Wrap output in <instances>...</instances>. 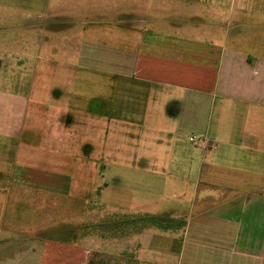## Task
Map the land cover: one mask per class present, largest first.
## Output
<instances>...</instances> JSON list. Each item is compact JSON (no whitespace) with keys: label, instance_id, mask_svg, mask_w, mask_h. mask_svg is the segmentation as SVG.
<instances>
[{"label":"crops","instance_id":"0c3cea01","mask_svg":"<svg viewBox=\"0 0 264 264\" xmlns=\"http://www.w3.org/2000/svg\"><path fill=\"white\" fill-rule=\"evenodd\" d=\"M13 2L4 6L19 14ZM118 3L107 14L128 29L125 40L133 47L106 52L89 40L103 32L95 20L101 12L94 4L77 9L84 23L89 19L77 36L81 61L105 62L111 75L135 87L111 91L110 101L95 98L92 111L83 110L81 92L51 95L34 82L38 61L53 62L39 55L52 42L42 35L49 29L42 17L63 16L62 10H43L36 0L40 8H28L29 35L9 39L0 27V194L13 164L35 151L40 124L47 141L58 136L70 148L85 115L95 127L106 118L147 128L161 121L174 130L161 189L176 201L158 214L170 224L137 233V256L149 264H264V0ZM183 15L201 20L183 21ZM170 16L180 20L172 24ZM136 23L146 26L137 29ZM61 39L60 51H76L70 37ZM192 137L204 142L196 145ZM178 222L179 228L170 227ZM24 224L7 228L0 216V264H88L101 252L94 247L101 238L79 235L69 242L60 234L31 235Z\"/></svg>","mask_w":264,"mask_h":264},{"label":"rangeland","instance_id":"374dc122","mask_svg":"<svg viewBox=\"0 0 264 264\" xmlns=\"http://www.w3.org/2000/svg\"><path fill=\"white\" fill-rule=\"evenodd\" d=\"M38 1L43 4V10L44 7L49 12L62 10L64 16L42 17L49 25L42 35L52 42L48 44L50 50L39 51V55L52 58L53 62L38 61L34 81L38 91L44 89L51 95L56 90L81 92L83 110L89 108L92 111L95 98L104 97L110 101L111 91L135 88L111 75L105 62H83L78 55L81 41L77 36L89 23V19L84 23V17L77 15V9L82 5L94 4L96 11L101 12L95 20L100 21L103 32L98 38L89 39L92 43L101 45L103 52L120 44L133 47L125 40L128 29L117 25L113 21L116 17L107 14L110 8L120 6L118 0ZM134 1L137 3L138 0ZM17 2L22 8L19 14L4 6V3L14 4L13 0H0V27L9 32V39L16 34L20 37L29 35L33 17L28 8H40L38 4L33 6L36 0ZM61 6L64 8H59ZM187 17L183 15L181 20H201ZM170 18L168 21L172 24L180 20L175 16ZM168 21L164 25H170ZM180 23L188 27L184 22ZM145 26L136 23L134 27L142 29ZM202 26L199 23L197 28ZM67 36L70 37L71 51L76 49L70 55L60 51L63 45L61 38ZM67 101L71 102L72 98L67 97ZM84 118L83 126L70 138V143H73L70 148L61 146L58 136L47 141L40 124L31 144L35 151L28 155L29 160L13 164L12 175L1 189V220L8 224L7 228L24 221L23 226L27 225L31 235L40 232L60 234L64 241L69 242L79 235L101 238L95 242L96 245L90 242L101 252L93 253L88 264H149L137 256L136 235L146 228L159 227L155 226L158 221L162 225L170 224L167 220L158 219V214L164 206L176 201L169 191L161 189L173 144L168 133L174 130L161 121L147 128L137 120L134 124L125 125L115 124L109 118L103 120L101 126L97 124L98 128L88 115ZM170 227L179 228V222Z\"/></svg>","mask_w":264,"mask_h":264},{"label":"built area","instance_id":"2783aa9c","mask_svg":"<svg viewBox=\"0 0 264 264\" xmlns=\"http://www.w3.org/2000/svg\"><path fill=\"white\" fill-rule=\"evenodd\" d=\"M189 141L195 143L196 145L204 142L203 140L197 139V138H194V137L189 138ZM209 147L210 148H213L214 147V144L213 143H209Z\"/></svg>","mask_w":264,"mask_h":264},{"label":"trees","instance_id":"16d2710c","mask_svg":"<svg viewBox=\"0 0 264 264\" xmlns=\"http://www.w3.org/2000/svg\"><path fill=\"white\" fill-rule=\"evenodd\" d=\"M158 219H159V218H158ZM163 220H164V219H163ZM158 222H159V221H158ZM158 222H155V223H157V224H155V226L164 227V226H163L164 224H163V225L161 224L162 222H160V224H159Z\"/></svg>","mask_w":264,"mask_h":264}]
</instances>
